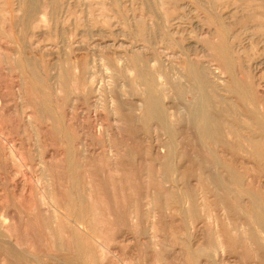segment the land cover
Segmentation results:
<instances>
[{
    "label": "rangeland",
    "instance_id": "rangeland-1",
    "mask_svg": "<svg viewBox=\"0 0 264 264\" xmlns=\"http://www.w3.org/2000/svg\"><path fill=\"white\" fill-rule=\"evenodd\" d=\"M28 1L0 0V264H264L179 124L198 86L184 61L225 67L220 25L239 79L264 85V0H33L31 17Z\"/></svg>",
    "mask_w": 264,
    "mask_h": 264
},
{
    "label": "bare ground",
    "instance_id": "bare-ground-1",
    "mask_svg": "<svg viewBox=\"0 0 264 264\" xmlns=\"http://www.w3.org/2000/svg\"><path fill=\"white\" fill-rule=\"evenodd\" d=\"M25 5L29 17L36 13L33 0ZM45 13L46 11L43 15ZM259 26L263 27V24ZM219 28L222 32L219 33L215 49L223 54V70L219 65L217 69H213L194 60L184 61L186 70L198 82V86L193 88L196 92L191 95V102L184 100L180 105L181 144L183 149L188 148L187 141L190 137L187 131H193L191 139L194 142L195 163L199 166L201 176L206 178L204 166L206 163L210 165L207 178L210 182L209 196L214 205L222 214H246V217L247 214L252 215L259 227V242L264 244V85L256 80L239 79L235 63L236 45L231 37L227 36L228 40L225 38V27L220 25ZM225 83L229 97L218 92L225 90L221 87ZM91 86L96 87L93 81ZM100 96L101 94H95V102L100 100ZM234 109L242 115L240 119L233 112ZM143 110L149 117L164 125L174 115L172 108L164 105L153 92L147 94ZM226 117H229L230 122H227ZM167 130L168 127L165 131ZM172 152L170 149L164 154L169 162L172 160ZM167 166L170 167V163Z\"/></svg>",
    "mask_w": 264,
    "mask_h": 264
}]
</instances>
